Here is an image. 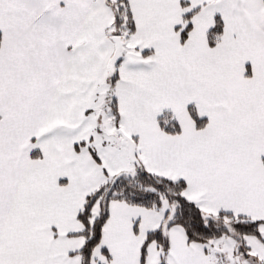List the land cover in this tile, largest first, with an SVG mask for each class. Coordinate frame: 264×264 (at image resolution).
Wrapping results in <instances>:
<instances>
[{
    "label": "snow or ice",
    "instance_id": "6c2138e0",
    "mask_svg": "<svg viewBox=\"0 0 264 264\" xmlns=\"http://www.w3.org/2000/svg\"><path fill=\"white\" fill-rule=\"evenodd\" d=\"M0 264H264V0H0Z\"/></svg>",
    "mask_w": 264,
    "mask_h": 264
}]
</instances>
